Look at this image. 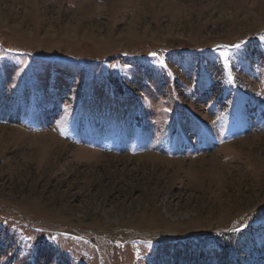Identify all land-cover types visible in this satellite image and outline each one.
<instances>
[{
  "label": "rangeland",
  "instance_id": "1",
  "mask_svg": "<svg viewBox=\"0 0 264 264\" xmlns=\"http://www.w3.org/2000/svg\"><path fill=\"white\" fill-rule=\"evenodd\" d=\"M263 108L264 0H0V264H264Z\"/></svg>",
  "mask_w": 264,
  "mask_h": 264
},
{
  "label": "trees",
  "instance_id": "2",
  "mask_svg": "<svg viewBox=\"0 0 264 264\" xmlns=\"http://www.w3.org/2000/svg\"><path fill=\"white\" fill-rule=\"evenodd\" d=\"M245 41L246 42H248V41H250V39H245ZM245 42V43H246ZM216 47H218V46H216V45H212L211 46V48H216ZM176 48H179L180 50H182V51H189L190 50V48H188V47H183V46H178V45H176V47L175 48H173V49H170V50H166V52L167 53H175L176 52ZM132 50V49H131ZM131 50H129V51H127V50H124L123 52H121V54H122V57H129L130 56V54H131ZM171 53V54H172ZM150 54H152L151 52H149V53H147V55H150ZM55 56H57V58H64L65 56L64 55H62V54H56ZM35 87H37V86H35ZM34 88V87H33ZM109 88H111V86H108L107 87V89H109ZM44 93V94H43ZM41 92V93H39V95L41 96L42 94L43 95H46L47 93L46 92ZM48 94H50V93H48ZM3 99H5L4 97H2ZM92 101L91 103L92 104H94L95 103V101H94V98L93 97H90L89 96V98H85V99H81L80 101H81V103H84V102H86V101ZM263 110H264V108H263ZM235 119H237L236 117H233V115H231V117L228 119V122L226 123V128L228 127V125H229V123L231 122V121H233V120H235ZM229 130L227 129V132H228ZM257 214H259V213H256L255 215H257Z\"/></svg>",
  "mask_w": 264,
  "mask_h": 264
}]
</instances>
